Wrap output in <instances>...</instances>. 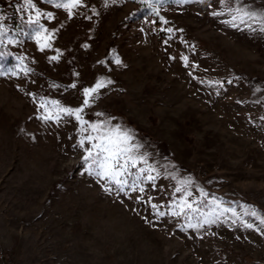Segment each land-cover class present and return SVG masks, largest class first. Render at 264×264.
<instances>
[{
    "label": "rangeland",
    "instance_id": "rangeland-1",
    "mask_svg": "<svg viewBox=\"0 0 264 264\" xmlns=\"http://www.w3.org/2000/svg\"><path fill=\"white\" fill-rule=\"evenodd\" d=\"M32 3L0 0V264H264V34L213 16L219 0L165 3L159 16L141 0H83L71 19ZM243 7L261 13L264 0ZM37 11L54 17L39 18L53 33L44 51L28 24ZM101 77L113 83L83 116L134 131L159 173L143 193L87 172L74 118H38L41 98L79 108ZM186 179L192 209L174 216Z\"/></svg>",
    "mask_w": 264,
    "mask_h": 264
},
{
    "label": "snow or ice",
    "instance_id": "snow-or-ice-1",
    "mask_svg": "<svg viewBox=\"0 0 264 264\" xmlns=\"http://www.w3.org/2000/svg\"><path fill=\"white\" fill-rule=\"evenodd\" d=\"M57 9H63L67 12L68 18L71 19L74 16V10L83 6V0H49ZM141 2L148 3V6L152 9V13L159 16V7L165 3L184 5L189 2V0H141ZM198 2H204V0H198ZM220 4L223 5V11L211 13L213 16H229L230 19L223 21L228 26L236 28L237 30H247L250 32H259L264 34V12L257 13L254 10L247 9L243 7V0H219ZM112 4L116 3V0H111ZM24 4L27 8H35L32 0H24ZM238 6H233V5ZM46 15L48 19H53L52 13H40L37 11L36 19H29L28 24L32 27L36 43L39 46L40 51L52 47V36L53 33L50 32L44 25L40 24V16ZM162 19V18H161ZM260 21L259 27H254L251 22ZM166 23V21H165ZM169 32L172 29H168ZM4 30L0 29V35H3ZM12 41H9L11 43ZM0 55H3L0 53ZM51 60H58L59 55L50 57ZM187 66V57L182 58ZM117 65L121 64V61L117 58L114 60ZM103 63V62H101ZM2 74V73H0ZM15 75V73H13ZM27 75V71H25ZM113 82L109 79L101 77L96 84L91 88L83 89V104L79 108L65 107L60 104L58 100H48L45 98L40 99L39 107L44 109V114L38 117L44 122L54 120L56 123L61 122L62 117H71L79 125L80 139L78 141V147L84 148L85 155L83 160L88 164L87 172L97 178V182L104 181L106 185H115L118 192H124L125 188L128 187L131 191H139L143 193L145 189L141 186L144 180L154 183L158 178L159 173L153 165L148 163V156L146 154L140 153V149L143 147L141 143L135 142V133L133 130L128 129L120 124L113 125L111 123V118H105L102 121L90 122L86 120L83 116L84 110L91 106L94 100L97 98L100 90L106 88ZM58 87V86H57ZM72 88L76 85L72 84ZM51 106V108H49ZM97 116H103V113H96ZM91 145L89 148H85V144ZM143 163L145 167L139 168L134 174L131 169L136 168L137 164ZM156 172V175L151 173ZM145 174H147L145 176ZM143 177V179H142ZM131 178V182H129ZM175 178V177H173ZM179 186L175 188L176 193H182L183 198L177 207L180 211L172 213L174 216L181 215L185 209H192V204L188 202V197L192 195L191 191L188 190L189 186L192 184L190 179L178 181ZM106 191L110 189L105 188ZM204 196L207 193L200 190ZM150 203V201H149ZM212 203L219 208L220 205L215 199ZM153 210L156 211L158 216H164L165 213L158 211L155 204L151 205ZM231 211L233 215H236L234 209L224 208L220 215L224 212ZM248 214V213H246ZM215 215V209L209 212L203 224H213L216 220L213 218ZM251 216H257V212L252 210ZM261 223L264 224V219H261ZM201 224L187 225L188 228L198 229ZM247 228H252L251 223L244 225Z\"/></svg>",
    "mask_w": 264,
    "mask_h": 264
}]
</instances>
